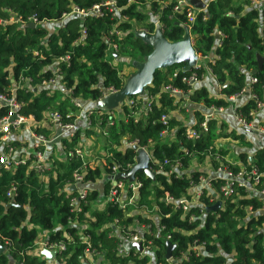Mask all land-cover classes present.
<instances>
[{
    "label": "trees",
    "instance_id": "trees-1",
    "mask_svg": "<svg viewBox=\"0 0 264 264\" xmlns=\"http://www.w3.org/2000/svg\"><path fill=\"white\" fill-rule=\"evenodd\" d=\"M107 1L0 0V96L13 97L19 106L18 113L39 125L33 130L35 134L48 135V130L41 125L49 122L54 113L60 115L63 124L73 122L79 109L72 100L97 103L104 90L119 91L123 87L126 78L121 74L120 57H136L137 62H142L151 52V48L135 36L137 29L154 32L150 13L159 15L167 41L178 42L184 35L188 7L173 12L177 0H163L167 3L162 10L158 7L162 0H114L115 16L104 5ZM260 1L209 0L205 10L195 14L189 32L195 53L202 57L215 56L213 62L205 61L198 69L188 72L182 71V65L163 72L158 70L151 85L142 96L136 97L132 106L123 102L106 113L100 108L91 110L92 126L100 120L106 138L100 149L106 156L98 162L87 163L81 171L80 161L66 154V162L53 161L45 181L29 168L30 161L12 172L0 166V246L6 249L0 254V264H50L31 254L36 247L38 230L48 232L49 242L64 245V251L56 254L55 264H81L87 244L101 257L100 264H127L128 261L147 264L146 257L137 260L131 255L116 256V234L135 222L147 226L155 235L144 236L152 243L156 264H167L163 239L168 234L170 243L174 244L171 258L178 264H264V214L258 212L263 204L242 188L225 198L222 208L215 213L207 212L214 201L204 195L199 198V205L186 214L164 202L165 194L178 199L187 194L192 180L208 175L207 170L191 169L193 161L199 164L208 161L212 170L222 165L234 173L240 167L252 165L260 175L256 188H264V146L251 156L239 152L235 162L241 166L230 163L226 160L227 152L215 146L216 139L231 137L248 150L250 144L217 120L208 121L207 133L189 140L186 125L177 118L178 114L186 112L165 91L170 85L186 92L188 87L181 80L195 73L201 81L205 68H209L219 90L218 97H213L203 85L198 86L187 94L190 109L196 112L199 105L227 109L232 105L227 99L240 95L245 102L236 107V114L245 122H252L257 101L264 103V2L258 4ZM147 4L150 11L146 10ZM94 6L100 7L102 16L71 14L64 18L74 8L90 12ZM32 19L35 27L24 28ZM218 33L222 38H216ZM109 44L117 47V59L106 56ZM64 56L69 57V62L59 61ZM256 56L263 58L260 68ZM54 66L59 69L60 86L70 90L71 96L41 86L54 77ZM250 78L256 82L250 85ZM250 95H255L257 100ZM149 100L147 110L145 102ZM7 113L8 107L1 105L0 119ZM165 115L168 119L163 124L160 118ZM195 116L201 121L198 112ZM94 134L92 129L84 131L86 137ZM80 139L79 132H75L72 142L65 140V150L70 151ZM93 140L96 146L97 140ZM125 143H135L151 155L153 162L149 168L153 178L141 173L134 176L133 180L140 187L134 204L126 210L111 202L102 210H93L91 207L98 194L90 190L79 202L80 212H76L71 203L77 196L76 189L71 187L73 174L79 169L85 185H92L103 177V192L107 195L111 169L116 166L119 175H125L135 164L136 151ZM176 171L180 176L176 173L167 176ZM221 186L220 180L213 183L216 191ZM11 188L14 189L12 199L6 195ZM11 201L18 207L7 209ZM154 208L158 210V223L163 230L155 227L154 220L145 215ZM203 209L206 210L201 215ZM253 212L257 214L252 215ZM195 244L199 249L197 253L191 250Z\"/></svg>",
    "mask_w": 264,
    "mask_h": 264
},
{
    "label": "built area",
    "instance_id": "built-area-1",
    "mask_svg": "<svg viewBox=\"0 0 264 264\" xmlns=\"http://www.w3.org/2000/svg\"><path fill=\"white\" fill-rule=\"evenodd\" d=\"M200 1L205 3V5L207 6V2L209 0H200ZM166 3L167 1H163V0L158 2L159 10L165 9ZM104 5L110 8V12L112 16L116 15L115 13L116 8H115L114 0H109L105 2ZM186 6L188 7V10H187L188 23L186 25L185 30L189 31L190 24L194 22L195 14L199 11H204L205 9L195 10L190 5H188L185 0H177L176 4L173 7V12H181L183 7H186ZM146 10L150 11L149 4L146 5ZM71 14H77L79 16H85L87 14L96 16V17L102 16V12L99 6H94L90 12H79L77 9L74 8L71 11V13H69L68 15H65L64 18L66 19L67 18L66 16H69ZM150 16H151L150 20L154 24V32L156 31L162 32V26L159 22V15L150 13ZM123 19L125 20V18ZM30 23L35 24V20L32 19ZM137 30L147 32L144 29H137ZM216 38L217 39L222 38L221 34L218 33ZM81 40L82 39H80L79 41ZM106 41L108 42L107 39ZM106 56H109V57L112 56L114 59H117L118 57L117 47L109 44L107 47ZM196 57H197V62H196L197 66H194L193 69H198L205 61L213 62V60L216 58L215 56H209V55L202 57L197 54H196ZM68 60H69V57L64 56L59 61L67 63L69 62ZM55 66L53 67L54 77H52L46 82H43L41 86L49 88L50 90H58L66 94L67 96H71L70 90H65L63 87L60 86L59 69ZM206 70L210 72L209 68H206ZM177 71L178 70L175 71L173 76H176ZM181 82L188 87L186 92H183L182 90L178 88L171 87L170 85L165 87V91L168 92L169 96L173 98L174 101L179 104L180 108H183L185 110V112L189 115V118L191 117L190 122L186 123V127H187L186 134L189 140H196L198 136H200L201 134L207 133L208 121L215 118V120H217L218 122H221V118H222L221 116L225 113L226 108H216L214 106H211L209 108L202 109L201 107H199L197 111L195 110L202 117L201 121H199L197 116H195L196 112L190 109V106L187 100V94L191 93L189 90V87L198 86L200 81L198 80L196 74L192 73L189 77L183 78ZM255 82H256L255 79L250 78L249 80L250 85ZM218 91L216 95H214L213 97L215 98L218 97ZM116 92L117 91L113 89L104 90L102 92V97L99 101H101L104 98H107L108 96ZM247 92L245 93L246 94L245 96L247 95L249 96ZM250 97L251 99L255 101L257 100L255 95H250ZM241 98H244V97L240 95L232 96L228 98L227 101H229L232 104L230 108L234 113L236 125L239 126L242 130L244 129L246 130L252 126L253 121L250 123H247L245 122L243 117L236 114V111H235L237 107L236 102ZM135 99L136 98H127L125 99L124 103L127 104L128 106H132L134 104ZM72 103L79 109L78 113L74 116L73 122L67 123V124L61 123V117L57 113L51 114L50 116L49 122H51L52 124H55L60 131L59 137L64 138L69 143L72 142L74 139V134L77 130L76 122L79 119L84 120V127L86 128L85 130L92 129L94 131H101L100 120H98L97 123H95V125L92 126L90 117L92 114L91 110L93 109L90 110L89 108H86L85 104L77 100H72ZM150 103H151V100L145 102V106L147 110L150 107ZM1 105H6L8 107V113L5 117L0 119V166L4 170L8 172H12L16 167L20 165H25L28 161H30L29 168L32 169L39 176V178H46L45 174L48 171H50L51 164H48L46 160L44 159L46 156L45 148L47 144L52 142V139H50L48 135L45 136L43 134H35L33 132L32 137L34 140V145H33L34 152H33V156L31 160L29 159L25 160L17 156L16 148L11 142V135L18 133L22 129V127L28 126L27 123L31 119L25 118L18 113L19 106L15 102L13 97L8 99L4 96H0V106ZM257 113L262 114V122L255 128V130L258 134L262 135L264 138V103L257 101L256 111L253 114L254 118ZM109 116H110L109 118H111V116H113L112 113H110ZM167 119H168V116L165 115L160 118V121L163 124H165ZM109 125H112V122L109 121ZM164 136H165V133L162 135V138ZM133 144L134 143H130L128 146L134 147L132 146ZM85 146L87 147L86 141L83 140V138H81L78 141V143L75 144V146L70 151H68L67 155L69 157H73L74 159L80 161L81 164H83L85 162L84 158L86 154ZM137 149L145 151V149H140L138 147ZM145 152L148 154L150 158V163H152L153 161H152L151 155L147 151ZM174 168H177V166ZM112 172L118 173V167L114 166L112 168ZM73 178H74L75 183L71 187L73 189H76L77 196L72 198L71 203L74 206V210L76 212H80L79 202L80 201L82 202L86 198L87 194L89 193L91 189L89 188L88 184L86 185L82 184L83 175L80 174L79 172H75L73 174ZM259 179H260V175L258 174L257 169L252 165L249 168L240 167L236 173L229 171L225 167L220 165L215 170L210 169L208 171L207 176L201 175L197 178V180H192L189 183V187L187 189L186 195H182L180 198L175 199L173 197H170L168 194H165L164 202L167 204L173 205V208L175 210L181 211L184 214H186L192 208L199 205L198 200L201 196L204 195L206 197H210L214 201V204L220 201L221 208H222L224 199L233 196L238 188H242L248 195L256 197L263 204V207H264V188H261L259 190L256 188V185L259 184ZM218 180L222 182V186L220 187L218 191L215 190L216 195H212L213 190H214L213 183L217 182ZM262 186H264V183H262ZM139 187H140V184L136 180H133L131 182H126V183L119 181L116 185V188L109 190V193L107 194L106 199H105L106 203L111 202L115 206H117L119 209L126 210L128 207L134 204L136 197H137V191ZM13 192H14V189L11 188L6 194L7 197L12 199ZM205 210L206 209H203V212L201 213V215L204 214ZM145 215L148 216L147 213H145ZM158 221L156 222L154 221L155 227H157L160 230H163L164 228L162 226L160 227ZM134 224L138 225L139 231H135L131 225L127 229L121 228L120 233L116 234L118 236V241H117V246H116V256L124 257V256L131 255L133 258H136L137 260H143V258L146 257L148 258L147 264H156L152 243L150 240H147L144 236L147 233H149V235H152V236H155V235H153L150 232L147 226H142L141 224H138L136 222ZM130 231H133V232H130ZM170 239H171V236L168 234L163 240L165 242L170 243ZM84 241H87V238H85ZM134 243L141 244L140 251L132 247ZM42 250H47L49 252H54L58 254L64 251V245L62 243H56V242L51 243L49 242L47 238L43 243L40 244L39 252ZM191 250L197 253L199 249H198V246L195 244L191 247ZM55 257L51 261L45 260L43 256L41 258L50 264H55L54 263ZM80 260H81V264H100L102 259L99 256V254L95 253L94 250H91L90 246L87 244V248L83 252V255ZM165 261L167 264H178V261H174L171 257L170 259H165ZM127 264H141V263L128 261Z\"/></svg>",
    "mask_w": 264,
    "mask_h": 264
},
{
    "label": "water",
    "instance_id": "water-1",
    "mask_svg": "<svg viewBox=\"0 0 264 264\" xmlns=\"http://www.w3.org/2000/svg\"><path fill=\"white\" fill-rule=\"evenodd\" d=\"M195 10H204L206 8L205 3L200 0H185ZM24 28H34V23H29L23 26ZM135 36L139 38L144 44L151 48V52L147 55L143 62L135 64V72L125 81L123 87L116 93L102 99V106L106 108H115L122 104L127 98H136L142 96L144 90L151 85L154 74L158 70H166L172 66H183V72L192 70L197 62L196 53L193 49L192 40L188 30H185L182 39L178 42H169L163 36L161 31H156L154 34H148L147 32L137 30ZM258 68L263 63L261 56H256ZM255 71L251 73L253 75ZM136 151V159L134 166L125 175H120L124 180L133 179L136 174H144L146 177L153 178L154 174L150 172V158L148 154L143 150H138L136 146L132 147ZM252 161V158H249ZM73 189V188H72ZM18 207L15 202H10L6 208ZM221 209V202H216L213 206L207 208V212H217ZM166 251L165 259H170L171 252L174 245L165 242ZM133 248L138 251L141 250L140 243H134ZM5 248L0 246V254H3ZM41 256L45 260L51 261L56 253L49 252L47 250L41 251Z\"/></svg>",
    "mask_w": 264,
    "mask_h": 264
},
{
    "label": "crops",
    "instance_id": "crops-1",
    "mask_svg": "<svg viewBox=\"0 0 264 264\" xmlns=\"http://www.w3.org/2000/svg\"><path fill=\"white\" fill-rule=\"evenodd\" d=\"M264 1H260L257 2L258 4H262ZM58 26V25H56ZM203 85L204 87H206V89L209 91V93L212 95V93L210 92L211 90L207 87V85L211 86L212 89H216L218 91V88L216 86V84H214V79L213 76L210 74V72L207 70V73H205V75L203 76V79L199 82L198 86ZM198 86H195V88H197ZM216 92H214L213 94H215ZM143 95V94H142ZM102 100L97 102V103H87L85 104L86 108L89 109H101V112L106 113L108 111H110V108H106L103 107L101 104ZM245 102L244 98L239 99L236 102V105H241ZM118 107V106H117ZM115 107V108H117ZM188 116V120L187 122H190V118L189 115ZM221 121L224 122L229 128L228 130L231 132H234L235 134H238L240 136H242L243 140L245 142H248L250 144V150H248L245 147H239V145L241 144L239 140H235L233 142L238 143L234 146L235 151L233 152L234 155H238L239 152L244 151L247 152L249 154V156H251V153L257 149H260L264 146V138L262 135L258 134L255 130V128L261 124L262 122V114L261 113H257L255 115V118L252 122V126L248 129H244L242 130L239 126L236 125V120L234 118V113L231 110V108L229 107L228 109H226L225 113L221 116ZM178 119H182L181 117H177ZM187 122H183L185 125ZM82 123V127H80V124ZM28 126H24L22 127V129L16 133V134H12L11 135V142L13 143L14 147L16 148V153L17 156L25 159V160H31L32 156H33V145H34V140L32 137V133L34 132V128L38 127L39 125L33 123L31 120L28 121ZM41 127L46 128L48 130V136L50 137V139H52V142L47 144L46 148H45V160L48 164L53 163V161H62V162H66V154L68 153L65 149V139L59 137L60 135V131L57 128V126L55 124H52L51 122H47V123H42ZM76 132L78 131L81 138H83V140L86 141V154H85V163H89V162H98V160L103 157L101 155V153L104 154L103 150H100V152H94L95 148V144L93 141H90L85 135H84V131H85V127H84V120L79 119L76 122ZM82 128V129H81ZM83 130V131H82ZM94 132H98V131H94ZM228 140L231 139V137H227ZM232 141V140H231ZM227 149L230 151L229 148H226V152ZM238 150V151H237ZM232 152V151H231ZM231 152H229L228 154H231ZM236 156H235V160L232 164H238L239 166H241L239 163H236ZM252 158V157H251ZM231 158L227 159L226 156V160H230ZM233 159V158H232ZM90 160V161H88ZM195 162V161H194ZM231 163V162H230ZM50 165V166H51ZM210 169V166L209 168ZM196 170V169H193ZM40 180L45 181L46 178H40ZM105 184V180L102 177L100 180L96 181L95 183H93L92 185H89V188L91 190H95L98 194V199L93 203V206L91 207L93 210H95L94 206H98V203L100 201V199L103 197L104 192H103V186ZM212 195H216L215 190H213ZM105 200V199H104ZM12 202V201H11ZM106 204V200L104 202L103 206H98L96 208V210H102L104 208ZM8 205V204H7ZM260 214H264V207L261 209V211H258ZM257 212H253L252 215H256ZM264 228V226H263ZM48 236V232L42 231V230H38V235H37V242H36V247L33 249V251L31 252V254H33L34 256H38L39 258H41V251L39 252V248H40V244L43 243ZM3 247V246H2ZM6 250V249H5ZM5 253V251H4ZM42 259V258H41Z\"/></svg>",
    "mask_w": 264,
    "mask_h": 264
},
{
    "label": "rangeland",
    "instance_id": "rangeland-1",
    "mask_svg": "<svg viewBox=\"0 0 264 264\" xmlns=\"http://www.w3.org/2000/svg\"><path fill=\"white\" fill-rule=\"evenodd\" d=\"M145 59V58H144ZM144 59H143V61H144ZM120 60H121V63H122V71H121V74H122V76L124 77V78H126V80L135 72V64L136 63H139V62H137L136 60H138L136 57H128V56H121L120 57ZM142 61V62H143ZM205 73H207V70H206V68H205ZM163 72V71H162ZM205 73H204V75H205ZM207 87L211 90L210 92L212 93V95L214 96V95H216V93H217V90L214 88V89H212L211 88V86H209V85H207ZM214 92H216L215 94H213ZM146 99V98H145ZM91 110V109H90ZM182 119V121L183 122H187V120H188V116H187V113H182V114H178ZM78 125H80V127H82L83 125H82V123H80V124H78ZM83 128V127H82ZM81 128V129H82ZM229 127L227 126V129H228ZM227 129L226 130H224V133H226V131H227ZM83 131V130H82ZM95 136H87V138L90 140V141H93L94 142V140L93 139H96L97 140V143H96V146H95V150H94V152L96 153L97 151L98 152H100V149H102V144H104L105 142H106V138H105V136L102 134V131H98L97 133L95 132V134H94ZM232 140V141H231ZM234 141V139L233 138H231L230 140H228L227 138H220V139H216L215 140V146L216 147H219V148H221V149H223V150H226V148H229L230 149V151L227 149V154H226V156H227V159H229V158H231L230 160H228L229 162H231V163H233L234 162V160H235V156L236 155H234L233 154V152L235 151V149H234V146L236 145V144H238V143H235V142H233ZM94 144H95V142H94ZM239 147H242V145L240 144L239 145ZM232 151V152H231ZM238 151V150H237ZM229 152H231V154H228ZM233 158V159H232ZM209 166H210V163L208 162V161H206V162H203V163H201V164H199V163H197V162H192L191 163V169H196V170H203V171H205V170H207V171H209L210 169H211V167H210V169H207V168H209ZM133 179H128L127 180V182L128 181H132ZM106 196L107 195H103V197L100 199V201H99V203H98V206H103L104 205V202H105V200L104 199H106ZM92 206H93V204H92ZM98 206H94L95 208L94 209H96ZM128 212H129V210H128ZM147 215H148V217L149 218H153V220L156 222V221H158V219H159V213H158V210L156 209V208H154L151 212H147ZM132 228L135 230V231H139L138 230V225H136V224H134V225H132ZM263 231H264V228H263Z\"/></svg>",
    "mask_w": 264,
    "mask_h": 264
},
{
    "label": "bare ground",
    "instance_id": "bare-ground-1",
    "mask_svg": "<svg viewBox=\"0 0 264 264\" xmlns=\"http://www.w3.org/2000/svg\"><path fill=\"white\" fill-rule=\"evenodd\" d=\"M155 33V32H154ZM154 33H148V34H154ZM69 61V60H68ZM195 66H197V65H195ZM182 70H183V66H182V68H181ZM161 71H164V70H161ZM190 71V70H189ZM194 88H195V86L194 87H189V90H190V92L192 93V91L194 90ZM248 97V96H247ZM199 107H201V108H203L204 109V107H203V105H199ZM212 120H215V118L214 119H212ZM130 144V143H129ZM128 143H125V145H129ZM132 146H136V144L134 143ZM101 155L102 156H106V155H103V153H101ZM84 161H85V159H84ZM87 163H83V164H81V167L79 168V169H81V171L83 170V169H85V165H86ZM79 169H77V171L76 172H79ZM131 169V168H130ZM112 170V169H111ZM149 170H150V168H149ZM151 172V171H150ZM152 173V172H151ZM176 173V176L178 177V176H180V173L178 172V171H176V172H174V173H167V176H169L170 174H175ZM46 175V174H45ZM74 179V178H73ZM121 177H120V175H119V173H111V175L110 176H108V182L110 183V185H111V187L109 188V190L110 189H113V188H116V185H117V183L119 182V181H121ZM122 180H124V179H122ZM75 183V182H74ZM210 213H215V212H210Z\"/></svg>",
    "mask_w": 264,
    "mask_h": 264
}]
</instances>
